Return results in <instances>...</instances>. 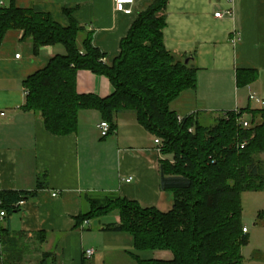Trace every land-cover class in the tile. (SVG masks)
<instances>
[{
  "label": "crops",
  "instance_id": "1",
  "mask_svg": "<svg viewBox=\"0 0 264 264\" xmlns=\"http://www.w3.org/2000/svg\"><path fill=\"white\" fill-rule=\"evenodd\" d=\"M13 2L48 13L61 26L71 17L90 32L92 44L104 54L102 61L111 65L135 13L151 0H135L133 15L114 12L112 0ZM166 11V48L193 57L198 67L196 88L182 93L170 108L180 116L199 111L215 117L221 111L262 107L249 95L264 101V0H169ZM215 12L222 15L215 17ZM21 36V30H8L0 44V111L5 113L0 116V191L36 194L0 218V264H145L138 260L171 259L155 255L158 250L143 257L147 252L134 249L128 233L107 229L119 221L117 210L99 216L112 214L99 219L97 228L92 219L76 223L78 215L116 196L163 213L171 210L173 194L160 187L159 172L160 160H171V155L158 152L156 136L127 111L115 114V131L105 137L95 109L78 112L74 133H50L40 117L22 108L23 80L65 49L47 45L34 55L31 41ZM237 69L255 70L257 79L238 87ZM76 91L103 98L112 86L106 76L80 70ZM89 249L93 253L86 256Z\"/></svg>",
  "mask_w": 264,
  "mask_h": 264
},
{
  "label": "trees",
  "instance_id": "2",
  "mask_svg": "<svg viewBox=\"0 0 264 264\" xmlns=\"http://www.w3.org/2000/svg\"><path fill=\"white\" fill-rule=\"evenodd\" d=\"M168 1L151 0L135 13L111 65L102 61L104 54L92 44L90 32L71 17L67 26H61L48 13L18 7L13 0L0 6V44L8 30L18 29L22 40L31 41L34 55L47 45L64 47V54L54 55L23 80L22 108L40 117L50 133H74L78 112L95 109L108 121L109 135L115 131V114L127 111L161 139V154L171 155V160L161 159L159 167L160 187L173 194L171 210L163 213L116 196L78 215L77 224L117 210L119 221L107 229L128 233L138 251L172 253L169 260H138L141 263L242 264L248 231H242L241 194L264 191V107L221 111L211 119L196 111L178 121L170 103L196 88L198 67L193 57L166 48ZM80 70L106 76L112 92L103 98L78 93ZM256 79L255 70L236 71L238 87ZM244 113L251 115L248 128L237 123ZM41 184L38 181L37 186ZM35 194L36 190L0 191V207L5 214L12 213ZM263 215L259 211L257 218Z\"/></svg>",
  "mask_w": 264,
  "mask_h": 264
},
{
  "label": "rangeland",
  "instance_id": "3",
  "mask_svg": "<svg viewBox=\"0 0 264 264\" xmlns=\"http://www.w3.org/2000/svg\"><path fill=\"white\" fill-rule=\"evenodd\" d=\"M208 117V119L212 118ZM246 120H249L251 115L244 113L242 115ZM248 118V119H247ZM209 121V120H207ZM163 155V154H162ZM242 201V222L248 229L247 242L241 248L242 264H264V215L263 217L257 218L259 211H264V191H245L241 194ZM112 214L108 217H96L92 219L94 227H98L99 219L111 218ZM155 251V255L171 256L169 250ZM147 253L142 254L143 257H151L154 252L146 251Z\"/></svg>",
  "mask_w": 264,
  "mask_h": 264
},
{
  "label": "built area",
  "instance_id": "4",
  "mask_svg": "<svg viewBox=\"0 0 264 264\" xmlns=\"http://www.w3.org/2000/svg\"><path fill=\"white\" fill-rule=\"evenodd\" d=\"M112 1H113L114 12L122 13L125 15H133L134 14L133 7H134L135 0H112ZM229 1L232 2V0H229ZM3 4H4V1L0 0V6H2ZM227 12H229V11H227ZM221 15H222V12H215L214 13L215 17H220ZM18 56H19V54H16V57H18ZM249 99L254 100L256 103H258L262 107H264V101L257 98L255 95L250 94ZM234 111L237 112L238 109H235ZM4 114L5 113L3 111H0V116H3ZM177 119H178V121H181L182 116L177 115ZM237 123L240 126H242L243 128L249 127V121L246 119H243L242 117L237 119ZM98 128H99L100 135L102 137H104V136L108 135V132L110 130V125H109L108 121L101 120L98 124ZM190 130H192V129H190ZM153 141L156 144L157 151L161 153V149H160V146L162 144L161 139L159 137H154ZM52 195L53 196L57 195V192H52ZM0 204H1V201H0ZM4 215H5V211L3 209H1V207H0V218L3 217ZM86 222L87 221H85L84 223H86ZM242 231L243 232L248 231V229L245 225L243 226ZM92 253H93L92 249L85 251L86 256H90V255H92Z\"/></svg>",
  "mask_w": 264,
  "mask_h": 264
},
{
  "label": "water",
  "instance_id": "5",
  "mask_svg": "<svg viewBox=\"0 0 264 264\" xmlns=\"http://www.w3.org/2000/svg\"><path fill=\"white\" fill-rule=\"evenodd\" d=\"M188 61H189V58H185L184 62L188 63Z\"/></svg>",
  "mask_w": 264,
  "mask_h": 264
}]
</instances>
